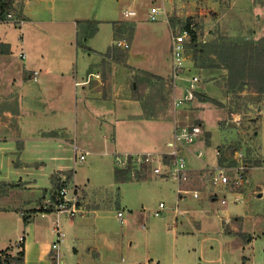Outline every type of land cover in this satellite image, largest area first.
Returning a JSON list of instances; mask_svg holds the SVG:
<instances>
[{
    "label": "crops",
    "instance_id": "1",
    "mask_svg": "<svg viewBox=\"0 0 264 264\" xmlns=\"http://www.w3.org/2000/svg\"><path fill=\"white\" fill-rule=\"evenodd\" d=\"M124 1H130L125 9ZM171 2L166 4L168 9ZM158 4H162L161 0H26L23 23L16 18L0 20V214L20 213V218H9L17 230L13 237L7 232L6 239L0 243V252L11 253L21 245L25 264H254L250 259L255 237L264 234V229L249 230L253 211L226 207L228 203L222 204L220 199L224 197H220V192L214 193L208 185L196 187L200 172L207 169L197 160L218 136L208 123L202 127L210 133V140L204 142L200 136L187 154L188 162H196L194 167L188 165L192 176L187 183L192 184L181 185L186 193L178 195L180 201L161 220L152 215L146 221L143 201L155 188L153 185L171 178L156 176L154 172L155 177L147 176L151 167L141 171V180L124 183L114 180L113 193L97 200L89 196L93 179L80 180L78 176L76 164L84 152L109 156L115 179L116 155L152 152L164 156L169 152L167 144L174 130L185 126L184 116L174 113L173 106L171 110L160 105L161 94L165 91L172 99L174 88L172 26L168 21L148 20L151 8ZM131 8L135 15L125 17L124 11ZM80 20L100 22L97 33L84 43L91 50L77 45ZM119 22L135 24L130 65L163 80L152 108L146 109L142 99L134 96L132 72L123 63L113 61L112 55H105L112 45L124 40H116L114 36L117 26L114 23ZM45 25L68 30V35L72 34L69 38H74L73 50L65 51L51 64L44 55L32 59L33 50L25 40L27 27L44 29ZM14 30H17L15 38ZM142 35L154 40L162 37L168 42L170 55L165 66L148 64L146 55L139 51ZM119 48L121 52L123 49ZM22 53L26 54L25 60L20 57ZM187 66L201 77L205 74L189 57ZM34 71L40 73L37 80L32 77ZM202 87L198 92H202ZM260 114L263 117L259 137L264 155L262 108ZM218 147L216 144V151ZM199 153H202L200 158ZM165 164L168 170V163ZM62 187L76 189L83 213L58 216L53 211H39L38 205ZM193 191H198L199 196L195 197ZM231 193L234 202L240 203L239 193ZM211 194L213 197L209 198ZM133 199L141 204L133 207ZM165 210L168 211L167 207ZM120 211L124 213V222L118 217ZM21 214L29 217L27 224ZM209 218L219 221V234H222L219 237L212 235L217 223ZM141 229L144 235L139 241ZM58 232L63 233L61 240ZM185 233L194 238L186 243ZM245 233L252 236L247 243L240 238ZM198 234L203 239L197 244ZM228 237L229 254L226 253ZM136 239L140 247L133 245ZM208 241L214 244L206 246ZM56 243L58 247L54 249Z\"/></svg>",
    "mask_w": 264,
    "mask_h": 264
},
{
    "label": "rangeland",
    "instance_id": "2",
    "mask_svg": "<svg viewBox=\"0 0 264 264\" xmlns=\"http://www.w3.org/2000/svg\"><path fill=\"white\" fill-rule=\"evenodd\" d=\"M171 1L172 6L171 9H168L169 13L167 17H161L156 21L150 18H148V20L150 22H159L160 20L168 21L172 26L171 31L177 33L184 21L192 19V24H194V28L198 34V48L195 49V47L192 46L188 51L191 63L197 66V64L202 63L200 58H203L207 60L205 63H207L208 66L217 64V62L221 64L218 63L220 67L204 69L205 74L201 77L203 83L201 84L203 86L201 91L215 100L214 102L201 103L195 98L193 102H189L175 109L174 98L176 92H174V96L170 99L169 93H164V91L161 94L160 105L169 108L173 106L174 113L179 112L184 116L186 120L184 125L186 127L201 126V137L204 142H207V140L209 141L211 138V136L208 137L207 132L204 131L205 128L202 127L204 123H208L209 129L215 134L218 133V136L214 137L213 146L205 149L203 151V157L197 160L199 163L201 162V164L203 163L207 166V169L200 172L201 178L196 180V187L203 188L208 185L214 193L216 191L220 192V197H224L223 199L228 201L226 207L237 206L241 209L246 210L247 208L253 211V219L255 221L253 220V223L250 224L249 230L254 232H256L255 230L261 231V229H264V155L261 153L262 143H260L259 132L262 128L261 119L263 115L260 114V111L261 108L264 110V96L255 92L256 89L254 86L236 90L228 88L229 71L222 65V60H219L217 51L222 44L235 45L241 43L244 39L247 41H264V0ZM129 5L130 1L123 2L124 9ZM159 5L160 4L155 6ZM127 10L124 11V16ZM174 18L181 21L176 26L172 24V19ZM42 28L44 29L35 26L33 29H28L27 27L25 30L26 43L28 44V48L33 50L31 53L33 56L32 59L38 60L44 55L46 57V62L51 64L56 62L60 56H63L65 51L69 49L70 51L73 50L74 38L72 40L69 38L72 34L70 33L68 35V30L63 29L60 31L53 25H45ZM16 32L17 30L12 32L13 38L16 37ZM148 37L149 38H145L143 35L140 37L138 41L140 53L143 52L146 55L149 65L158 64L161 67L165 66L169 61L170 55L168 42L162 37L155 40L152 39L151 36ZM121 39H124L129 44V48L123 51L126 56V62L123 64L132 72V76H134L131 83L132 86H136L135 89H133V94L134 96L138 95L142 99L145 108H152L151 106L154 104L156 105V98H154V96H156L157 90L162 88L160 83H162L163 80L148 71L130 65L131 40L128 39V34L123 32ZM124 54L119 51L114 52L112 55L113 61L119 63L120 61L118 59H122ZM63 64L65 66L67 63L64 62ZM156 97L158 98V96ZM262 139L264 142V136ZM216 144H219L217 151ZM187 154H190V152H187ZM187 154L186 158L189 156ZM240 155L243 156L242 159L248 167L247 182L244 183L243 186L236 188L233 185V180L235 178L234 167L238 164L236 159ZM110 159L111 158L105 155V153L98 156L89 154L82 163L78 162L76 164L80 180L86 179L87 177L93 179L91 184L93 188L91 194H89L93 199L97 200L101 197L103 198V196L107 194L113 193L111 183H114V180L116 181V177L114 179V168ZM195 164L196 162H193V160L187 161V165L192 167H194ZM115 166L117 167V165ZM214 167L223 168L225 170V175L230 178V183L226 185V188H214L211 185L210 178L212 173L215 172ZM151 173H153V171L149 169L146 175L152 178L155 177V174L153 173V175ZM131 178L135 180L134 178L136 177L132 174ZM168 178L171 179L153 185L155 188L148 192L146 201H143L145 206L142 211L145 212V219L147 222L151 220L153 213L156 211L155 209L158 208L157 205L160 200H163L166 204L168 211L165 210V213L157 218V220L166 217L169 210H172L175 204H177L176 202L180 201L178 189H184L181 186L184 183L179 184L172 179L171 176H168ZM187 184L190 186L192 183L189 182ZM102 186L105 187L101 188ZM231 192L239 193V197L241 198L240 203L234 202L235 196ZM212 194L209 195V198L213 197ZM222 200L220 199V201ZM138 204H141V202L133 199L132 206L138 207ZM43 205L44 203H41L38 207L41 208ZM183 206L184 205H181V207ZM14 216L20 218V213L17 212L15 215L0 214V243L6 239L8 231L10 237H13L15 234L17 227L12 222L13 219H9ZM21 216L23 217L22 214ZM127 216L129 215H126V218ZM209 220L217 223L213 229L212 235L217 237L222 235L219 234V221L214 218H209ZM246 227L248 229L249 222L246 224ZM140 231L141 232L138 233L137 236L139 237V241L144 235V230L141 229ZM204 231L208 232L207 229ZM251 234L245 233L240 238L244 241L248 239L251 240ZM184 238L187 243L194 237L185 233ZM195 239L198 244L203 239V235H195ZM229 240L228 237L226 239V253L228 254L231 251L230 246H228ZM255 240L256 245L253 247L251 256L253 258L250 260L254 264H264V234L255 237ZM134 242L133 245H139L140 247V242H137V239ZM209 244L214 243L213 241H208L205 245L207 246ZM21 250V245H19L18 250H12L11 253H8L17 256Z\"/></svg>",
    "mask_w": 264,
    "mask_h": 264
},
{
    "label": "built area",
    "instance_id": "3",
    "mask_svg": "<svg viewBox=\"0 0 264 264\" xmlns=\"http://www.w3.org/2000/svg\"><path fill=\"white\" fill-rule=\"evenodd\" d=\"M171 0H161L162 4L159 6H153L149 12V18L152 20H159L161 17H167L169 10L166 4ZM135 14L133 9H129L125 12L126 17H131ZM9 19H13L12 15H9ZM23 20H19L20 23ZM191 29H194V24H191ZM192 42L191 33L189 29H182L177 33L171 34V54H172V82L175 93L174 106L175 109L182 107L183 105L193 102L196 98V93L202 84V78L199 74L192 71L187 66L188 51L190 50V44ZM117 46L123 50L129 48V44L125 40L117 42ZM20 57L25 60L26 54L22 53ZM39 71L33 72V79L37 80ZM202 134L201 126L186 127L182 126L176 128L173 133V138L168 142L167 146L169 152L166 155L171 159L168 162V170H165L164 156L160 153H137V154H119L116 155V165L118 168H126L129 163L134 165L132 174L135 176L137 171L143 169V166L151 167L153 172L157 175L171 176L179 184L185 183L189 180L191 173L187 165V152L191 153L192 146L196 143ZM89 152H84L80 155L79 161L82 162ZM198 157H202V153L198 154ZM243 156H238L237 165L234 167L235 178L233 185L238 188L243 186L246 182L248 167ZM214 173L210 178V183L214 188H226V185L230 183V178L225 175L223 168L214 167ZM178 195L186 193L184 189H178ZM198 191H193V195L198 197ZM55 197V199H53ZM239 199H236L238 202ZM226 199L222 200V204H227ZM44 209H51L58 216L70 215L75 216L83 213V208L80 205L76 189H70L62 187L57 192L45 200ZM166 209V204L160 202L158 209L153 213L155 217H161ZM118 217L124 222V213L120 211ZM63 238V233L58 232V240ZM181 240V238L179 239ZM58 244H53V248L56 249Z\"/></svg>",
    "mask_w": 264,
    "mask_h": 264
},
{
    "label": "trees",
    "instance_id": "4",
    "mask_svg": "<svg viewBox=\"0 0 264 264\" xmlns=\"http://www.w3.org/2000/svg\"><path fill=\"white\" fill-rule=\"evenodd\" d=\"M26 0H0V20L8 21L9 15L13 18L25 20V16L22 11ZM181 21L179 19H172V24L176 26ZM100 22L96 20H80L78 21V37L77 45L86 50H91L84 43L91 37H93L98 31V25ZM116 26L114 36L115 38H122V32L128 34V39L132 40L135 34V24L132 22H119L114 23ZM192 19H188L183 22L181 28L189 29L191 33L192 42L190 47L198 48V34L196 29H191ZM120 48L116 44L112 45L106 52V56L113 55L114 52L118 51ZM125 50H121L124 54ZM219 60H222V65L226 67L229 71L228 84L231 90L244 89L245 87H253L256 89L259 95L264 96V41H247L244 39L241 43L235 45L222 44L217 51ZM196 56V54H195ZM125 54L122 59H118L121 63L126 62ZM202 63L195 65L197 68L210 69L220 67L219 62L217 64H212L208 66L205 63L207 60L200 58ZM105 62V60H104ZM219 63V64H218ZM159 80V79H158ZM230 90V91H231ZM196 98L201 103L214 102L209 95L203 92H197ZM147 109V108H146ZM55 134V133H54ZM53 135V134H52ZM208 137L210 133L207 132ZM208 142V140H207ZM171 159L170 156L164 155V162L168 163ZM134 165L129 163L126 168H116L115 177L119 183H124L131 181L132 171ZM148 169L147 166H143V169L137 171L135 175L136 180H141V171ZM162 177H168L163 175ZM55 199V197H53ZM41 212H52L51 209H44L41 207L39 209ZM24 223L29 222V217L23 216ZM251 240H245V243ZM21 252L17 256H13L8 253V250L0 252V264H25V250L22 246Z\"/></svg>",
    "mask_w": 264,
    "mask_h": 264
}]
</instances>
